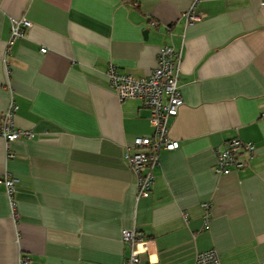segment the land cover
Wrapping results in <instances>:
<instances>
[{
	"label": "crops",
	"instance_id": "crops-1",
	"mask_svg": "<svg viewBox=\"0 0 264 264\" xmlns=\"http://www.w3.org/2000/svg\"><path fill=\"white\" fill-rule=\"evenodd\" d=\"M190 5L0 0V132L12 98L15 125L35 132L0 137V177L18 178L16 215L0 182V264H123V228L149 240L139 264H193L209 249L221 264H264V0H199L187 25ZM13 17L32 26L8 49ZM166 45L180 54L183 103L167 122L179 146L159 153L140 196L127 144L154 128L107 71L145 77ZM235 138L253 153L216 174Z\"/></svg>",
	"mask_w": 264,
	"mask_h": 264
},
{
	"label": "built area",
	"instance_id": "built-area-1",
	"mask_svg": "<svg viewBox=\"0 0 264 264\" xmlns=\"http://www.w3.org/2000/svg\"><path fill=\"white\" fill-rule=\"evenodd\" d=\"M198 1L191 0L189 9L184 13V17L188 19L186 21L187 25L200 18L196 10ZM31 26L32 22L29 19L13 17L11 19L10 38L6 44L7 48L9 49L18 38L24 37ZM42 51L46 52L47 48H42ZM179 62L180 54L171 46L166 45L158 48L155 66L150 74L145 77L137 79L132 75L122 74L113 62L108 67L107 74L110 87L116 92L119 100L140 99L142 104L149 110V122L154 128L151 134L135 136L127 144L128 150H134L128 153L127 156L132 170L138 176L137 186L140 196L149 194L152 183V169L158 163L159 153L162 150H174L179 146L177 140L169 137L167 127L168 119L177 115L178 109L183 103L178 84ZM18 110L19 105L12 98L4 114L0 132V137L7 143L35 136V132L32 130L21 129L15 125L14 117ZM243 148L251 155L254 145L237 138L230 140L226 148L217 153L215 173L228 174L231 166L243 167L245 160L237 158ZM2 181L6 185L10 205L14 215H16L14 194L18 178L7 174L3 178L0 177V182ZM204 205L207 206L208 204ZM206 220L208 221L209 218ZM122 240L130 247V254L123 264H139L140 255L148 251L149 240H146L143 234L134 228H123ZM20 264H30V259L23 257ZM193 264H221V261L217 252L214 249H209L198 252L195 255Z\"/></svg>",
	"mask_w": 264,
	"mask_h": 264
}]
</instances>
